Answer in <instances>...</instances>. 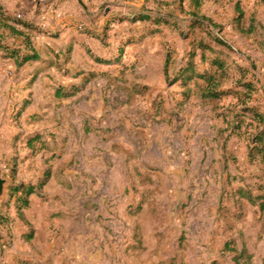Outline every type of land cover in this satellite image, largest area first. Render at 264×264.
Here are the masks:
<instances>
[{
  "label": "rangeland",
  "instance_id": "rangeland-1",
  "mask_svg": "<svg viewBox=\"0 0 264 264\" xmlns=\"http://www.w3.org/2000/svg\"><path fill=\"white\" fill-rule=\"evenodd\" d=\"M120 6L134 8L91 24L97 76L56 100L83 82L64 64L67 9L0 0V264H264V165L248 155L264 126V0H203L196 18L193 0ZM128 11L151 20L118 23ZM29 44L40 58L17 65ZM4 76L22 91L4 95Z\"/></svg>",
  "mask_w": 264,
  "mask_h": 264
},
{
  "label": "crops",
  "instance_id": "crops-1",
  "mask_svg": "<svg viewBox=\"0 0 264 264\" xmlns=\"http://www.w3.org/2000/svg\"><path fill=\"white\" fill-rule=\"evenodd\" d=\"M121 1L122 0H77V1L75 0H64V1L63 0H42V2H47V4L49 5L56 4L59 7L60 11L61 9L63 10L66 8L69 13L67 19H69V23L71 25L69 27H66V31H65L66 34L65 33L64 34L67 36V34L70 33L71 35L70 37H67L64 45L66 46L65 51L66 52L69 51V55L71 58L70 57H69L70 59L68 58L69 61H64V64L69 71L67 74L68 76L70 72L74 73L75 70H78L80 71L78 76L83 78V82L81 83L83 85L78 84V83L76 84L73 83L69 85V87L67 86L68 84L61 85L60 88L64 87V89L67 88V90L71 89V91H73V95L71 97L76 96V94L81 89L84 88L85 84L89 83L94 77L97 76V72L94 70L95 69L94 67H96V64L98 65L103 62V61H99L98 58L100 59L107 58L101 55L100 53H98V48H100L101 45L100 43H98L99 41L97 39H99L101 35L94 32L95 29H90L92 28L91 24H93V20L95 21L97 20V23H99L98 21L99 19L97 18H100L101 16H98V14L103 8H106L107 11L108 9L111 10V11H108L106 15H103V18H105L106 16L107 20L110 19V18L108 19V17H110L112 14H115L114 12H118V10L123 9L126 12L129 8H130L129 10H132V8H134V7L128 8L125 6H120ZM130 12L128 11L129 15L131 14ZM134 14L135 13H133V15H130V16L133 17ZM38 21H39V18H38ZM124 22L126 23L128 22L130 24L131 23L139 24L141 23V20H138L136 22L128 21V19L122 22L118 21V23H124ZM143 22H146V20H144ZM48 25L51 26L49 22H48ZM79 30H82V31L80 32ZM47 42H48V46H50L51 48H56L58 45V41L53 42L48 39ZM60 42H62V40H60ZM35 46L38 49L40 47L38 43ZM50 53H51V50L49 51V54ZM43 60H46V59H43ZM47 60L50 62L44 68L43 71H40L41 75H43L44 72H48V74H51V70L54 69L55 63L51 61V57L48 56ZM9 69L14 70L15 65L10 64ZM5 78L6 79H5L4 90L2 91L4 95L13 94L14 92L19 93V91L20 92L22 91L21 89H19V85H20L19 83L15 84L12 79L8 77H5ZM57 91H58L57 88L54 89L56 100L59 99V97H57L58 96ZM56 102L53 100L52 103H48L47 105L48 112L51 113V110L53 111L55 109ZM43 107H46V105ZM33 110H34L33 107L28 108V112L30 114Z\"/></svg>",
  "mask_w": 264,
  "mask_h": 264
},
{
  "label": "trees",
  "instance_id": "trees-1",
  "mask_svg": "<svg viewBox=\"0 0 264 264\" xmlns=\"http://www.w3.org/2000/svg\"><path fill=\"white\" fill-rule=\"evenodd\" d=\"M202 1L203 0H193V4H194V9L191 11V14L193 15V17H197V15L199 14V12L197 11V9H199L202 5ZM242 14V13H241ZM138 20H141V21H144V20H151V16L147 13H140L138 15H135L134 17L131 18V21L133 22H136ZM155 22L156 23H161V22H166V19H164L163 17H155ZM194 22H192V25H195ZM24 26L26 27H29L31 29V25H29V23H24L23 24ZM8 26V28L13 31L14 33H16V35H26V33H24V31H19L18 29H16L15 27H13L12 25H6ZM27 38V36H26ZM29 43V42H28ZM28 46H30V48H32V51L31 53H26L24 54L23 56L19 57L20 54H19V50L18 49H14L13 50V54L16 55V58H15V63L19 66L23 65L24 63L28 62V61H31V60H38L40 57H39V54L38 52L36 51V49L34 47H31V45L29 44ZM192 56L193 54L190 53L189 55V59H190V62H193L192 61ZM99 61H105L106 59H100L98 58ZM169 62H170V58L169 56L166 58V62H165V71L167 72L168 71V67H169ZM188 69H193V66H190L188 65L187 67H185L182 71H186ZM202 77L206 76V74H202L201 75ZM209 78H213V76H209ZM249 88H250V84H248ZM64 89L60 88L58 89L57 91V95L58 96H63L64 94ZM222 92L220 91H217V90H209V92L206 94L208 96H211V97H219L221 96ZM256 117L258 118V121L260 122H264V116L259 113V112H256L255 113ZM249 157L251 159H253L254 157H256L257 155L260 157L263 165H264V126L262 128L260 127H257V130L255 131V133H253V135L251 136V144L249 146ZM49 176V172H46V177ZM46 180L44 181H41L40 182V185L39 186H42L44 184ZM264 188V187H263ZM17 190H24L25 191V196L28 197L30 194L34 193L35 190L37 189V186L35 185H28L27 187L24 186L23 184H20L16 187ZM241 190V189H240ZM251 198V196H250ZM253 199H258L260 200V208L262 211H264V192L261 193V194H258L256 197H253Z\"/></svg>",
  "mask_w": 264,
  "mask_h": 264
},
{
  "label": "water",
  "instance_id": "water-1",
  "mask_svg": "<svg viewBox=\"0 0 264 264\" xmlns=\"http://www.w3.org/2000/svg\"><path fill=\"white\" fill-rule=\"evenodd\" d=\"M36 2H39L40 0H34ZM5 179L1 176V167H0V191H2L3 185H4Z\"/></svg>",
  "mask_w": 264,
  "mask_h": 264
}]
</instances>
